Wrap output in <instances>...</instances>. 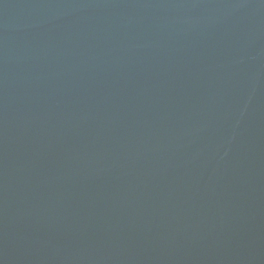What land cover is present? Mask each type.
<instances>
[{
	"label": "water",
	"instance_id": "obj_1",
	"mask_svg": "<svg viewBox=\"0 0 264 264\" xmlns=\"http://www.w3.org/2000/svg\"><path fill=\"white\" fill-rule=\"evenodd\" d=\"M0 264H264V0H0Z\"/></svg>",
	"mask_w": 264,
	"mask_h": 264
}]
</instances>
